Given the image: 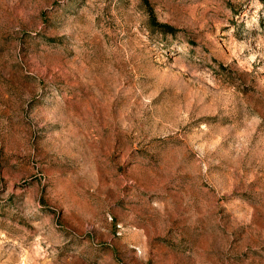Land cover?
<instances>
[{"label": "rangeland", "instance_id": "obj_1", "mask_svg": "<svg viewBox=\"0 0 264 264\" xmlns=\"http://www.w3.org/2000/svg\"><path fill=\"white\" fill-rule=\"evenodd\" d=\"M0 264H264V0H0Z\"/></svg>", "mask_w": 264, "mask_h": 264}, {"label": "trees", "instance_id": "obj_2", "mask_svg": "<svg viewBox=\"0 0 264 264\" xmlns=\"http://www.w3.org/2000/svg\"><path fill=\"white\" fill-rule=\"evenodd\" d=\"M149 10H150V12H151V17H152V19H153V20H156V19H155V15H154V11H153V9H149Z\"/></svg>", "mask_w": 264, "mask_h": 264}]
</instances>
